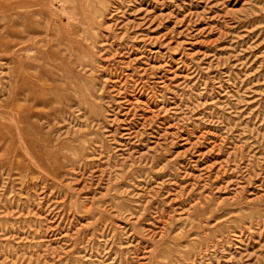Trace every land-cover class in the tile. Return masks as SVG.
<instances>
[{
    "label": "rangeland",
    "instance_id": "obj_1",
    "mask_svg": "<svg viewBox=\"0 0 264 264\" xmlns=\"http://www.w3.org/2000/svg\"><path fill=\"white\" fill-rule=\"evenodd\" d=\"M0 264H264V0H0Z\"/></svg>",
    "mask_w": 264,
    "mask_h": 264
}]
</instances>
